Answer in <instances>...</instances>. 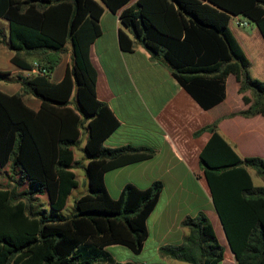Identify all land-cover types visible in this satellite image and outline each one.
<instances>
[{
  "label": "trees",
  "instance_id": "1",
  "mask_svg": "<svg viewBox=\"0 0 264 264\" xmlns=\"http://www.w3.org/2000/svg\"><path fill=\"white\" fill-rule=\"evenodd\" d=\"M102 5L118 12L126 30L118 29L119 48L130 51L140 44L201 108L223 100L225 77L232 74L246 107L228 115L264 117V80L249 74V60L228 27L230 15H241L253 21L264 41V0H0L11 62L26 70L36 61L47 70L20 75L15 94L0 91V167L12 174L11 183L0 184V264H142L116 261L104 249L121 244L133 253L141 250L161 182L142 189L126 183L116 198L105 189V171L149 158L153 150L102 144L118 125L96 97L88 56L100 31ZM66 43L70 66L51 82ZM5 75L0 71V79ZM24 93L40 99L37 110L24 104ZM218 120L193 133H210L199 165L235 264H264V187L254 185L247 170L263 176L264 159L238 156L217 131ZM80 131L86 133L80 148L84 165L73 159ZM76 167L84 170L87 190L62 214L77 186ZM38 195L46 197L44 205ZM182 226L187 230L182 242L160 246L159 255L187 264H220L223 247L206 215L186 216Z\"/></svg>",
  "mask_w": 264,
  "mask_h": 264
},
{
  "label": "crops",
  "instance_id": "2",
  "mask_svg": "<svg viewBox=\"0 0 264 264\" xmlns=\"http://www.w3.org/2000/svg\"><path fill=\"white\" fill-rule=\"evenodd\" d=\"M237 20H246L247 25H237ZM98 24L99 34L88 47L89 60L95 69V94L118 120V125L103 139L102 144L105 147L129 144L153 150L149 158L105 171V189L110 197L116 198L126 183L142 189L154 180L161 182L157 201L145 220L147 236L141 250L133 253L126 247L135 255V259L120 258L118 261L182 263L159 255L158 248L180 244L187 232L182 226L183 218L202 211L223 247L220 264H235L198 160L210 133H193L219 119L217 131L238 156L264 159V117L260 114L249 117L228 115L246 107L237 93L238 83L232 74L225 77L223 100L210 108H201L165 66L149 58L148 52L140 44H135L130 51L119 48L117 32L119 28H125L120 23L118 12H111L102 5ZM228 27L249 60V74L264 80V41L253 21L241 15H230ZM6 36L7 21L0 17V71L6 73L0 79V91L10 95L20 91L18 77L24 74V70L11 62L13 51L7 46ZM65 48L50 72L51 82L59 81L66 67L70 66V44L66 43ZM21 98L32 110L40 106V99L30 93L22 94ZM85 137L86 133L80 131L77 149L82 148ZM75 148L72 147L73 159L80 160L84 165L87 159L82 151L79 154ZM247 170L252 183L264 187V175H257L251 168ZM72 171L77 186L69 195L75 194L76 197L87 190L86 176L82 167L73 168ZM75 189L77 192H73ZM70 197H67L66 206ZM110 245L114 244L106 245L104 249ZM225 252L228 254L225 255Z\"/></svg>",
  "mask_w": 264,
  "mask_h": 264
},
{
  "label": "rangeland",
  "instance_id": "3",
  "mask_svg": "<svg viewBox=\"0 0 264 264\" xmlns=\"http://www.w3.org/2000/svg\"><path fill=\"white\" fill-rule=\"evenodd\" d=\"M253 67H255L254 62H253ZM72 96H73V93H72ZM75 150H78L77 153L80 154V152H81L80 149H77V147H76ZM11 175L12 174H10L7 166L4 168H0V184L11 183L12 182ZM23 187L24 186L21 185L19 189H23ZM75 191L77 192V189L73 190V192H75ZM77 194H79V193H77ZM70 195H69V197H70ZM73 196L75 197V194H72V196L70 198H68V203H67L68 206H66L64 209H62V211H61L62 214H68L71 211V209H72L71 203H72ZM37 197H38V203H42L44 205L45 204V196L44 195H38ZM225 248H226V246H225ZM105 250L111 256H113L116 261L120 260V258L123 260H133V258L135 259L134 254H132L126 247L119 245V244L107 246L105 248ZM228 252H225L226 255L228 254ZM177 264H187V263L182 262V263H177Z\"/></svg>",
  "mask_w": 264,
  "mask_h": 264
},
{
  "label": "built area",
  "instance_id": "4",
  "mask_svg": "<svg viewBox=\"0 0 264 264\" xmlns=\"http://www.w3.org/2000/svg\"><path fill=\"white\" fill-rule=\"evenodd\" d=\"M237 25H240V26H245L247 25V21L246 20H237L236 21ZM46 68L42 65H40L39 63H37L36 61H33L31 63V67L29 69H26L24 70V76H31V75H34V74H45L46 73Z\"/></svg>",
  "mask_w": 264,
  "mask_h": 264
}]
</instances>
